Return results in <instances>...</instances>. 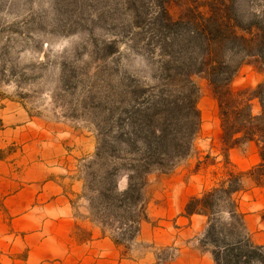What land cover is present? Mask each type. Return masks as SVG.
Segmentation results:
<instances>
[{
  "label": "rangeland",
  "instance_id": "374dc122",
  "mask_svg": "<svg viewBox=\"0 0 264 264\" xmlns=\"http://www.w3.org/2000/svg\"><path fill=\"white\" fill-rule=\"evenodd\" d=\"M131 1L0 0V181L7 166L13 167L15 181L37 176L36 167L44 161L38 151V145L43 148V143L38 141H47V147L54 146L53 135L58 129L52 124L56 122L81 132H92L95 153L103 135L100 128L104 126L111 88L123 106L128 102L123 99L129 94L131 84L141 82L150 86L159 80L162 63L159 51L150 42L153 41L151 24H157L154 17L160 0H134L136 8L131 6ZM166 1L174 20L184 15L193 19L196 9L204 10L201 4L205 0ZM237 9L243 24L253 20L264 24V0H237ZM235 60L241 61V66L232 88L236 92L254 90L264 80V60L242 55H237ZM193 80L200 92L202 124L192 150L175 167L195 164L209 172L208 185L197 196L219 187L231 174L239 175L240 181L233 183L240 184L241 189L233 198L237 202L243 199L239 210L244 213L243 220L231 217L228 197L219 196L207 217L204 242L211 250L220 249L245 233L253 243L264 244V205L254 206L251 211L253 205L249 203L253 186L264 187V181L259 184L251 175L257 164L241 169L231 160L223 140L213 86L204 73L194 74ZM261 110L259 99L254 98V114H260ZM235 147L241 149L239 155L248 153L251 159L254 153L260 154L258 144L256 150L245 148L244 143ZM94 153L80 162V173L88 183L85 193L88 198L89 195L94 198L95 212L108 223L106 229L126 242L129 238L125 239L123 230L118 228L126 213L99 203L97 198L99 183L93 180L89 169ZM126 177L125 173L119 176L121 185ZM148 200L143 189L144 213ZM247 212L254 215L252 227Z\"/></svg>",
  "mask_w": 264,
  "mask_h": 264
},
{
  "label": "trees",
  "instance_id": "16d2710c",
  "mask_svg": "<svg viewBox=\"0 0 264 264\" xmlns=\"http://www.w3.org/2000/svg\"><path fill=\"white\" fill-rule=\"evenodd\" d=\"M166 2L160 0L154 17L157 24H151L150 43L159 51L162 63L160 78L150 86L131 84L123 99L128 102L123 106L111 88L104 126L100 128L103 135L89 160L90 174L99 183V203L126 213L118 226L125 239L134 237L141 220L146 218L142 201L147 175L175 167L190 153L200 131V92L194 74L204 73L213 86L228 149L251 140L259 145L261 162L251 175L259 184L264 181V80L254 90L236 92L232 88L241 66V61L235 60L237 55L264 60V24L256 20L243 24L237 0H205L201 4L204 10L196 9L193 19L184 15L178 20L170 16ZM130 4L137 7L134 0ZM254 98L260 101V114L253 112ZM123 173L127 175V185L120 189L119 176ZM240 179L231 174L219 187L202 196H192L186 212L209 217L218 197L224 195L231 205L229 215L243 220L244 213L233 198L241 189L240 184L233 182ZM87 188L85 180V192ZM89 200L94 218L106 227L108 223L97 217L91 195ZM113 237L117 243L123 242L116 235ZM212 252L216 264H264V244L253 243L245 233Z\"/></svg>",
  "mask_w": 264,
  "mask_h": 264
},
{
  "label": "crops",
  "instance_id": "0c3cea01",
  "mask_svg": "<svg viewBox=\"0 0 264 264\" xmlns=\"http://www.w3.org/2000/svg\"><path fill=\"white\" fill-rule=\"evenodd\" d=\"M52 125L58 129L54 146L38 141L43 143L38 151L44 161L33 166L38 168L37 176L15 181L13 167L7 166L0 181V264H216L204 242L207 216L186 212L189 199L207 187V170L189 164L150 172L144 188L149 197L146 218L134 237L117 243L94 218L79 170L81 160L94 153L93 133L65 123ZM244 146L258 149L252 140ZM240 151L229 149L239 168L261 162L258 152L251 159ZM126 185L127 177L124 185L119 180L120 189ZM252 191L251 211L264 205V187L253 186ZM238 203L242 207L243 199ZM246 217L252 227L253 213Z\"/></svg>",
  "mask_w": 264,
  "mask_h": 264
}]
</instances>
